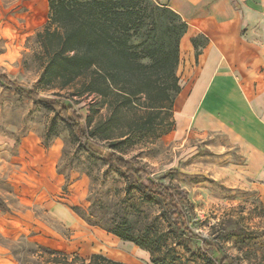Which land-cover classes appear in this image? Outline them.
<instances>
[{
  "label": "rangeland",
  "instance_id": "obj_1",
  "mask_svg": "<svg viewBox=\"0 0 264 264\" xmlns=\"http://www.w3.org/2000/svg\"><path fill=\"white\" fill-rule=\"evenodd\" d=\"M47 17L45 0H0V72L42 99L71 105L100 145L125 159L136 157L155 181L184 188L183 209L199 236L219 242L240 264H264V205L251 183L233 170L232 165L241 162L239 150L218 133L177 135L172 108L149 107L157 102L153 93L139 94L125 106L120 96H108L107 103L86 91L82 80L65 87L45 85L32 38ZM185 68L179 54L180 86ZM0 198L8 207L0 209V264H20L4 240L20 238L27 240L23 244L29 249L28 264H58L54 259L80 264L71 254L92 253L128 264H154L148 250L95 228L102 227L90 224L74 208L92 211L96 223L100 216H131L143 234L156 240L155 234L162 236L156 255L165 264H215L202 251L199 238L174 231L158 198L84 150L69 125L45 102L2 85ZM64 207L85 225L71 224L74 219ZM35 243L66 257L40 252Z\"/></svg>",
  "mask_w": 264,
  "mask_h": 264
},
{
  "label": "trees",
  "instance_id": "obj_2",
  "mask_svg": "<svg viewBox=\"0 0 264 264\" xmlns=\"http://www.w3.org/2000/svg\"><path fill=\"white\" fill-rule=\"evenodd\" d=\"M186 28V23L176 12L154 0H48L47 21L32 39L36 44L34 55L42 59L41 81L45 85L57 83L65 87L82 80L86 91L98 94L107 103H111L106 100L108 96H120L125 106L132 105L139 94L153 93L157 102L149 107L162 111L172 108L181 89L176 72L179 42ZM192 43L197 55L198 42L193 38ZM0 85L20 89L31 99L45 102L69 125L84 150L112 164L124 177L140 184L144 192L158 198L166 208L174 231L189 238H199L201 249L209 255L211 262L240 264L222 250L219 242L199 236L188 225L183 209L187 201L184 188L155 181L136 157L125 159L100 145L89 136L82 116L66 102L42 99L37 92L1 72ZM0 209H8L1 198ZM74 210L90 224L100 225L120 240L148 250L154 264H165L163 258L156 255L162 236L155 234L156 240L150 238L148 232L143 234L131 216H100L101 222L96 223L91 220L94 217L92 211ZM26 241L20 238L9 244L11 254L20 264H28L26 253L29 249L23 244ZM34 246L40 252L66 257L62 251L42 244L35 243ZM71 257L74 261L80 260V264H128L101 253L87 257L71 254ZM52 261L61 262L58 259Z\"/></svg>",
  "mask_w": 264,
  "mask_h": 264
},
{
  "label": "crops",
  "instance_id": "obj_3",
  "mask_svg": "<svg viewBox=\"0 0 264 264\" xmlns=\"http://www.w3.org/2000/svg\"><path fill=\"white\" fill-rule=\"evenodd\" d=\"M157 1L187 25L179 42L186 68L172 106L175 132L223 135L241 155L233 170L251 183L264 205V0ZM64 208L71 224L85 225Z\"/></svg>",
  "mask_w": 264,
  "mask_h": 264
},
{
  "label": "built area",
  "instance_id": "obj_4",
  "mask_svg": "<svg viewBox=\"0 0 264 264\" xmlns=\"http://www.w3.org/2000/svg\"><path fill=\"white\" fill-rule=\"evenodd\" d=\"M154 1H157V0H154Z\"/></svg>",
  "mask_w": 264,
  "mask_h": 264
}]
</instances>
